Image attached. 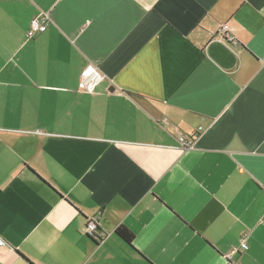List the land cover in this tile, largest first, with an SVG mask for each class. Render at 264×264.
<instances>
[{
	"label": "crops",
	"instance_id": "0c3cea01",
	"mask_svg": "<svg viewBox=\"0 0 264 264\" xmlns=\"http://www.w3.org/2000/svg\"><path fill=\"white\" fill-rule=\"evenodd\" d=\"M0 238V264H264V0H0Z\"/></svg>",
	"mask_w": 264,
	"mask_h": 264
},
{
	"label": "built area",
	"instance_id": "2783aa9c",
	"mask_svg": "<svg viewBox=\"0 0 264 264\" xmlns=\"http://www.w3.org/2000/svg\"><path fill=\"white\" fill-rule=\"evenodd\" d=\"M49 25V16L42 15L40 17H36L30 24V28L28 31V38L33 39L36 35L44 33L47 30ZM219 35L223 40H225L229 44L236 45L237 42L233 35L229 32V28L227 25L221 26L219 30ZM106 76L99 70V68L95 65L88 66L81 74L80 78V90L83 92L92 94L95 91L96 86L103 81ZM203 128H199V132H202ZM176 138L183 150H189L194 147L198 135L188 136L184 133H177ZM97 224L96 221L91 219L87 220L86 223L81 228V233L85 236H92L96 233ZM100 237L104 238L105 235L100 233ZM5 245V242L0 238V246ZM241 250H247L248 245L246 243V238L241 240L240 245Z\"/></svg>",
	"mask_w": 264,
	"mask_h": 264
},
{
	"label": "trees",
	"instance_id": "16d2710c",
	"mask_svg": "<svg viewBox=\"0 0 264 264\" xmlns=\"http://www.w3.org/2000/svg\"><path fill=\"white\" fill-rule=\"evenodd\" d=\"M97 234H93L92 236H87L89 239L93 240L94 242L98 243L100 242L103 238L100 237V233L105 235L104 232L99 230L98 226L96 229ZM115 234L119 239H121L123 242H125L129 247L133 248V241H134V235L126 228V227H119L116 231ZM134 249V248H133Z\"/></svg>",
	"mask_w": 264,
	"mask_h": 264
}]
</instances>
